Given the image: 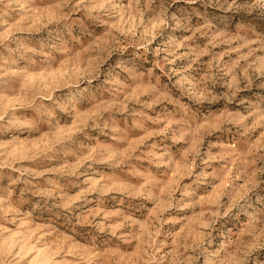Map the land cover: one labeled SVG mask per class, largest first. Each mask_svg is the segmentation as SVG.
Returning a JSON list of instances; mask_svg holds the SVG:
<instances>
[{
  "label": "rangeland",
  "instance_id": "rangeland-1",
  "mask_svg": "<svg viewBox=\"0 0 264 264\" xmlns=\"http://www.w3.org/2000/svg\"><path fill=\"white\" fill-rule=\"evenodd\" d=\"M0 264H264V0H0Z\"/></svg>",
  "mask_w": 264,
  "mask_h": 264
}]
</instances>
